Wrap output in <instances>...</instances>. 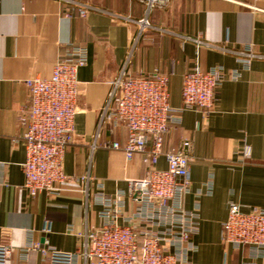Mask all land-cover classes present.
<instances>
[{"label":"crops","instance_id":"obj_1","mask_svg":"<svg viewBox=\"0 0 264 264\" xmlns=\"http://www.w3.org/2000/svg\"><path fill=\"white\" fill-rule=\"evenodd\" d=\"M71 1L0 0V243L13 250L9 264H49L41 251L47 246L81 251L86 235L103 223L94 195L128 190L129 180L145 176L141 155L127 161L110 147L126 140L125 127L102 120L121 71L161 70L170 78V103L180 108L184 76L196 64L223 66L227 76L208 116L182 111L181 122L165 136V148H184L189 141L194 156L186 207L199 204L201 217L192 237L198 249L189 259L264 264V256H254L248 246L234 249L222 241L231 203L264 207V0H158L153 6L147 0ZM76 2L92 7L87 16ZM194 39L213 46H200L198 56ZM66 43L86 46L89 60L78 73V113L64 169L90 179L66 182L56 197H33L25 188L19 122L30 99L26 81L50 76ZM248 46L258 55L249 66L234 53ZM235 71L237 79L231 77ZM157 167L167 168L165 157Z\"/></svg>","mask_w":264,"mask_h":264},{"label":"built area","instance_id":"obj_2","mask_svg":"<svg viewBox=\"0 0 264 264\" xmlns=\"http://www.w3.org/2000/svg\"><path fill=\"white\" fill-rule=\"evenodd\" d=\"M147 1L153 6L158 0ZM76 4L83 17L92 9ZM194 41L198 56L200 46H213L200 39ZM234 53L239 62L248 66L258 56L252 46ZM88 60L86 46L63 44L52 74L26 81L30 99L20 111L19 122L26 147L25 188L33 197L41 193L56 197L65 190L66 182L90 179L69 176L64 169L78 113V73ZM226 76L223 66L203 69L196 64L184 76L182 106L174 108L167 74L159 69L148 74L126 68L121 71L113 82L102 120L114 127H125L126 140L115 141L110 147L122 151L127 161L141 155L147 165L146 174L129 180L128 190H118L113 195L97 192L94 200L101 207L99 217L103 223L86 235L81 251L43 248L49 264H80L81 260L84 264H195L189 255L198 249L192 237L200 221V205L191 210L186 207V197L192 191L190 170L194 156L186 148L189 141L184 142V148H165V136L181 122L178 114L182 111L208 116ZM238 76L237 71L231 75L234 79ZM245 154L248 156V151ZM162 156L167 161L166 169L157 167ZM207 191H212L210 184ZM222 241L234 249L248 246L254 256H264V207L245 210L241 204L231 203L223 223ZM39 246L30 244L32 249ZM12 254L9 245L0 243V264H9Z\"/></svg>","mask_w":264,"mask_h":264}]
</instances>
